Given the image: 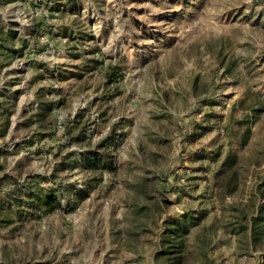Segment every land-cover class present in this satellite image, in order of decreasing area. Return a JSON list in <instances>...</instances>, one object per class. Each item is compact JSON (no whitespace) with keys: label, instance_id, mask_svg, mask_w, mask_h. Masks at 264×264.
Here are the masks:
<instances>
[{"label":"rangeland","instance_id":"1","mask_svg":"<svg viewBox=\"0 0 264 264\" xmlns=\"http://www.w3.org/2000/svg\"><path fill=\"white\" fill-rule=\"evenodd\" d=\"M0 264H264V0H0Z\"/></svg>","mask_w":264,"mask_h":264},{"label":"trees","instance_id":"2","mask_svg":"<svg viewBox=\"0 0 264 264\" xmlns=\"http://www.w3.org/2000/svg\"><path fill=\"white\" fill-rule=\"evenodd\" d=\"M109 82H112V78H109ZM113 142V136L108 135L102 145L104 147H108ZM108 145V146H107ZM81 158L85 164V167L89 170H105V171H112L114 165L113 156L110 154L109 151L106 150L104 153H100L97 150H92L88 152H84L81 154ZM171 220V218H170ZM198 220V219H197ZM174 222V220H172ZM179 222L183 229H181L182 233H186L190 223L192 222V216L190 214L182 215L176 222ZM173 226V225H172ZM179 230L178 228H171L170 230L166 229L164 236L171 237V235L177 234Z\"/></svg>","mask_w":264,"mask_h":264}]
</instances>
